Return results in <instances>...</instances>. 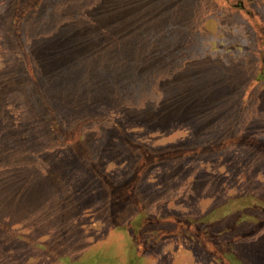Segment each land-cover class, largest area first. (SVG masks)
<instances>
[{"label":"rangeland","instance_id":"rangeland-1","mask_svg":"<svg viewBox=\"0 0 264 264\" xmlns=\"http://www.w3.org/2000/svg\"><path fill=\"white\" fill-rule=\"evenodd\" d=\"M25 1L0 0V264H133L105 189L50 137L51 106L70 123L106 116L87 139L120 189L135 177L150 212L212 211L198 231L222 230L241 256L166 232L137 264H264V0H30L23 18ZM131 139L167 155L144 151L140 179Z\"/></svg>","mask_w":264,"mask_h":264},{"label":"trees","instance_id":"trees-1","mask_svg":"<svg viewBox=\"0 0 264 264\" xmlns=\"http://www.w3.org/2000/svg\"><path fill=\"white\" fill-rule=\"evenodd\" d=\"M31 1L26 0L24 5H22V9L20 11V8L16 7V15H22L24 18L27 16L31 10ZM17 20L19 19L16 18ZM33 60V59H31ZM26 67V66H25ZM25 71V70H24ZM27 71L32 74L34 78H37V74L35 71L34 65H27ZM26 72V71H25ZM27 72V73H28ZM16 79L13 77L9 79L6 82L5 87L9 88L12 85L16 83ZM37 85H39V82H37ZM50 114L45 113V118L48 121V128L49 130H52L53 133L50 134V137L55 140L57 143H64L71 145L74 149V153L77 154L76 156L80 157L92 170L96 178L98 179V183L101 185L103 189H105L106 194V205H107V213L110 215L111 219L115 222V226L118 228H121L126 236V242L128 243V246L132 245L131 250L129 251V257L130 261L133 264H137L139 259L145 257V254H147V251L142 252L143 248L150 247L156 242L160 241L162 237L167 236L168 233L173 234H181L188 236L189 239L194 240L201 246L205 247L207 251H209L211 254H213L215 257L222 259L223 262H227L228 258H232V260L240 262L239 259H241V256H239L237 253V249L234 246V241L224 237L222 233L224 232L221 230L216 235L213 236V234H210L207 232L206 234L199 232L198 229L202 225V221L204 219H207L212 216L213 212H208L206 215L198 217L188 214H166L163 212H150L149 208L150 200L145 199L144 197L139 196L138 199L136 198V191L138 190V185L135 181V177L133 181L129 182V185L127 188L120 189V186L115 181L113 176L104 168L101 164L98 163V160L95 158V154L93 152L92 146L88 142L87 139V122L89 119H106V116L101 115H90V116H83L82 118H79L77 120H74L72 123L65 122L64 119L60 118L57 113L54 111V109L51 106ZM43 115V116H44ZM110 118V117H107ZM73 134L79 135L81 139L82 137L85 139H81L80 142H78V139L74 137ZM130 149L132 150L134 155H137L140 157V162H147L146 166H143L139 171L137 172V177L140 179L143 177L144 173L148 170L149 165L153 162L152 160H146L144 151L153 152L154 151V160L158 161L160 159L165 158L167 156L165 154V151L156 149V150H150L147 145L135 141L130 140L129 144ZM22 151V150H21ZM16 152H11V156L7 159H10L12 161H15L17 159L19 160H31L35 159L32 155L28 154V152H23L22 154H18ZM17 156V157H15ZM19 156V157H18ZM135 176V175H134ZM33 177V176H32ZM31 181V180H30ZM60 183L61 180L59 179ZM29 182L26 183V187L28 186ZM62 184L61 191L62 196H64L67 193V190H65V187ZM124 192L127 193V195L131 196L129 199V208L126 211H122L120 213V217H117L116 219L114 216L110 213V208L112 206L113 198L115 196H119L123 194ZM137 200V201H136ZM111 202V203H110ZM136 207V209H131V207ZM110 207V208H109ZM119 213V212H118ZM219 216H217L218 218ZM211 221V220H210ZM215 221V220H214ZM202 222V223H201ZM3 227L5 224H1ZM8 229V227H7ZM11 234L19 236L20 234L25 235L24 237L21 236L22 239H25V241L36 244L39 243L44 246H50V243L43 242L40 240V238H31L26 236L24 233H20L19 231H15L14 229H8ZM168 232V233H166ZM222 232V233H221ZM54 242V241H53ZM212 244L213 246H209ZM38 245V244H37ZM63 257V256H62ZM99 261V260H98Z\"/></svg>","mask_w":264,"mask_h":264}]
</instances>
